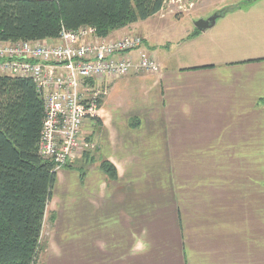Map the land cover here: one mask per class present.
I'll return each mask as SVG.
<instances>
[{
	"label": "crops",
	"instance_id": "0c3cea01",
	"mask_svg": "<svg viewBox=\"0 0 264 264\" xmlns=\"http://www.w3.org/2000/svg\"><path fill=\"white\" fill-rule=\"evenodd\" d=\"M233 9L206 32L179 35L174 53L146 43L159 72L114 80L97 125L87 123L98 150L74 165L88 167L84 264H167L150 244L163 232L156 225L171 230L178 264H264V217L252 216L249 196L264 191L263 169H250L264 161V0ZM148 159L163 161L167 184L151 176ZM140 177L147 182L133 181Z\"/></svg>",
	"mask_w": 264,
	"mask_h": 264
},
{
	"label": "trees",
	"instance_id": "16d2710c",
	"mask_svg": "<svg viewBox=\"0 0 264 264\" xmlns=\"http://www.w3.org/2000/svg\"><path fill=\"white\" fill-rule=\"evenodd\" d=\"M163 3L0 0V42L54 41L63 29L82 27L95 28L104 39L155 16ZM44 116L32 80L0 77V264H38L44 255L43 230L56 181L54 163L39 155ZM100 168L110 181L117 179L108 160L101 159Z\"/></svg>",
	"mask_w": 264,
	"mask_h": 264
},
{
	"label": "built area",
	"instance_id": "2783aa9c",
	"mask_svg": "<svg viewBox=\"0 0 264 264\" xmlns=\"http://www.w3.org/2000/svg\"><path fill=\"white\" fill-rule=\"evenodd\" d=\"M146 43L140 35L99 38L93 27L63 29L54 41L0 42V77L32 80L44 102L39 155L54 173L98 150L85 127L97 123L114 80L159 72Z\"/></svg>",
	"mask_w": 264,
	"mask_h": 264
},
{
	"label": "rangeland",
	"instance_id": "374dc122",
	"mask_svg": "<svg viewBox=\"0 0 264 264\" xmlns=\"http://www.w3.org/2000/svg\"><path fill=\"white\" fill-rule=\"evenodd\" d=\"M253 1L255 0H164L162 10L156 14L157 16L155 15L156 17L149 18L147 22H138L134 26V32H132L133 29H130V31L116 38H123L128 35L149 36L150 39L149 41L147 40L149 45H152L153 40L157 42L155 50L160 51V53L164 51L174 53V46L179 44V40L177 39L179 35L189 32L188 30L192 33L197 21L213 17L218 10L246 8ZM224 23L226 21L222 24ZM218 24L212 31L219 30ZM90 127H93V125L85 129L88 137H91L92 132L96 131L89 129ZM80 158L82 157H79L78 160ZM144 165L145 167L148 166L149 171L152 173L151 176L155 178L157 183L164 182V185L167 184L164 175L159 171L163 170L162 160H144ZM254 168H261L264 171V161H250V169ZM87 169L88 167L86 166L82 168L70 166L57 172L53 198L48 206L51 212H48L43 230V242H45L44 255H41V260L38 264H84L83 249L91 242V237L85 232V229L83 230L86 211L83 210V200L85 198L81 189L85 175L88 173ZM62 173H70L71 177L64 181L60 178ZM140 178L141 180L133 181L141 184L147 182L145 177ZM249 196L254 203L252 204V216L264 217V191L249 192ZM54 210L58 212L55 223L49 218L54 214ZM92 211L89 214H92ZM232 217L233 219H237L238 215L236 213L230 215L229 224H232ZM149 228L153 229V226L150 225ZM156 228L163 230L162 235L154 236L152 241L150 239V244L152 247L154 246V250L157 253V262L163 261L167 264H178L176 242L172 236L170 239L168 235L171 230L169 231L165 226L159 228L156 225ZM163 253H167L168 255L163 256Z\"/></svg>",
	"mask_w": 264,
	"mask_h": 264
},
{
	"label": "water",
	"instance_id": "95a60500",
	"mask_svg": "<svg viewBox=\"0 0 264 264\" xmlns=\"http://www.w3.org/2000/svg\"><path fill=\"white\" fill-rule=\"evenodd\" d=\"M229 9H226V10H223V11H220L218 13H216L213 17L211 18H208V19H201L199 21L196 22L195 26H196V29L200 32H206L207 30L211 29L215 24H216V21L224 16L226 14V12L228 11Z\"/></svg>",
	"mask_w": 264,
	"mask_h": 264
}]
</instances>
